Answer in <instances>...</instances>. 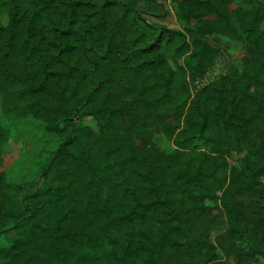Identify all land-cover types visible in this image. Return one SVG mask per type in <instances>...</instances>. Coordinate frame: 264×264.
<instances>
[{"label": "trees", "instance_id": "16d2710c", "mask_svg": "<svg viewBox=\"0 0 264 264\" xmlns=\"http://www.w3.org/2000/svg\"><path fill=\"white\" fill-rule=\"evenodd\" d=\"M225 1L256 52L255 72L243 88L211 76L188 105L191 83L212 66L208 36L230 23ZM171 5L180 27L163 22L164 0H0V80L19 83L61 136L34 179L1 186L0 255L20 264H218L189 214L217 201L231 176L221 194L231 235L264 264V237L237 198L264 178L262 153L228 160L233 141L264 119V0Z\"/></svg>", "mask_w": 264, "mask_h": 264}, {"label": "rangeland", "instance_id": "374dc122", "mask_svg": "<svg viewBox=\"0 0 264 264\" xmlns=\"http://www.w3.org/2000/svg\"><path fill=\"white\" fill-rule=\"evenodd\" d=\"M164 2L170 13L163 22L180 27L171 9V0ZM223 9L230 23L208 36L207 40L212 49V66L203 80L191 83L188 105L196 99L202 83L207 82L211 76L223 72L231 78L233 86L243 88L255 72L257 55L244 41V33L233 14L234 5L225 1ZM20 89V84L15 80H0V188L6 182L34 179L38 163L61 139L59 134L46 128L45 118L29 107L31 99L19 95ZM128 100L142 110L143 102L135 98ZM186 110L181 117V126L186 118ZM82 122L91 123V120L85 118ZM233 144L234 148L228 156L231 164L236 163L241 156L249 155L252 149H259L264 159V119L256 121L244 137L233 141ZM232 180L229 176L223 189L218 192L217 201L189 214L191 232L205 236L213 242L217 250L218 264H252L253 259L248 249L232 237L228 214L221 202L222 191L232 186ZM237 198L241 201L240 208L246 214L248 227H254L258 235L264 237V178L257 188L238 194ZM20 261V258L10 253L0 255V264H20ZM182 261V257H177L163 264H182Z\"/></svg>", "mask_w": 264, "mask_h": 264}]
</instances>
